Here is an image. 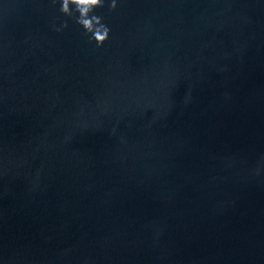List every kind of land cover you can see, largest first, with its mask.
I'll list each match as a JSON object with an SVG mask.
<instances>
[{"label":"water","instance_id":"water-1","mask_svg":"<svg viewBox=\"0 0 264 264\" xmlns=\"http://www.w3.org/2000/svg\"><path fill=\"white\" fill-rule=\"evenodd\" d=\"M109 3L0 0V264H264V0Z\"/></svg>","mask_w":264,"mask_h":264},{"label":"clouds","instance_id":"clouds-1","mask_svg":"<svg viewBox=\"0 0 264 264\" xmlns=\"http://www.w3.org/2000/svg\"><path fill=\"white\" fill-rule=\"evenodd\" d=\"M52 3L60 4L61 14L72 19L84 30L89 43L94 41L97 47H102L109 39L111 29L103 22L102 16L95 14V9L104 7L105 0H52ZM116 7V0H110L109 10H115ZM67 27L68 23L65 21L56 31Z\"/></svg>","mask_w":264,"mask_h":264}]
</instances>
